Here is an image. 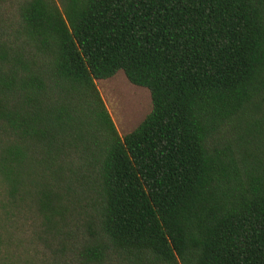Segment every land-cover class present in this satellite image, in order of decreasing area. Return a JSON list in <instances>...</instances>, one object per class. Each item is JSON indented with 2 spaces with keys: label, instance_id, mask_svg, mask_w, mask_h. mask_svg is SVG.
I'll list each match as a JSON object with an SVG mask.
<instances>
[{
  "label": "trees",
  "instance_id": "16d2710c",
  "mask_svg": "<svg viewBox=\"0 0 264 264\" xmlns=\"http://www.w3.org/2000/svg\"><path fill=\"white\" fill-rule=\"evenodd\" d=\"M119 70L152 102L124 135L95 83ZM248 89L264 96V0H0V264H264ZM237 95L238 164L220 127Z\"/></svg>",
  "mask_w": 264,
  "mask_h": 264
},
{
  "label": "rangeland",
  "instance_id": "374dc122",
  "mask_svg": "<svg viewBox=\"0 0 264 264\" xmlns=\"http://www.w3.org/2000/svg\"><path fill=\"white\" fill-rule=\"evenodd\" d=\"M192 2L195 3L196 0H182V3H186V5H191ZM95 83L120 135H124L135 128L151 110L152 102L148 89L131 83L121 70L117 71L111 77L97 79ZM248 92L261 105V112L263 113V94L254 89H248ZM241 102L242 99L238 95L233 97L231 103H228L224 108L220 117L222 124L220 127L226 131V145L233 159L239 154L244 153L245 149L243 150V148L245 146H242V140L238 137L244 135V127L249 123L251 116L248 110L244 109ZM254 114L259 119L262 117L255 110L252 112L250 122L255 125L253 121ZM250 134L247 135V138H249ZM255 134L256 132H254ZM235 160L236 164H238L237 159ZM235 160H233L234 164ZM35 246L41 247V242L35 241Z\"/></svg>",
  "mask_w": 264,
  "mask_h": 264
}]
</instances>
